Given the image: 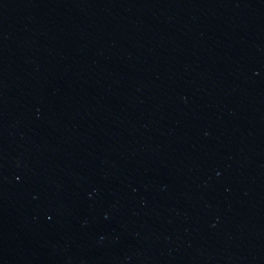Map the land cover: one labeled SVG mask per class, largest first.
Wrapping results in <instances>:
<instances>
[{
    "label": "water",
    "instance_id": "95a60500",
    "mask_svg": "<svg viewBox=\"0 0 264 264\" xmlns=\"http://www.w3.org/2000/svg\"><path fill=\"white\" fill-rule=\"evenodd\" d=\"M0 264H264V0H0Z\"/></svg>",
    "mask_w": 264,
    "mask_h": 264
}]
</instances>
